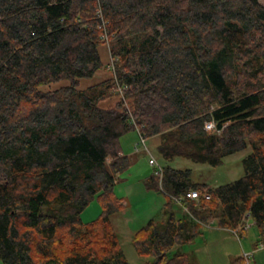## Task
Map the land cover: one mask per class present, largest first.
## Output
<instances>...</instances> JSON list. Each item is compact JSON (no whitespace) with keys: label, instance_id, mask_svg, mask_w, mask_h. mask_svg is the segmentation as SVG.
Here are the masks:
<instances>
[{"label":"trees","instance_id":"1","mask_svg":"<svg viewBox=\"0 0 264 264\" xmlns=\"http://www.w3.org/2000/svg\"><path fill=\"white\" fill-rule=\"evenodd\" d=\"M114 75L84 88L104 67ZM65 80L54 89L43 86ZM121 89V90H119ZM111 105L104 100L114 97ZM157 136V150L217 166L249 145L244 173L210 186L164 165L161 220L131 242L145 264H197L174 245L200 223L236 228L247 214L264 232V4L259 0H0V259L3 264H129L112 224L124 203L120 138ZM205 121H213L208 132ZM109 159V160H108ZM188 190L210 198L185 196ZM96 199L100 212L83 221Z\"/></svg>","mask_w":264,"mask_h":264},{"label":"rangeland","instance_id":"2","mask_svg":"<svg viewBox=\"0 0 264 264\" xmlns=\"http://www.w3.org/2000/svg\"><path fill=\"white\" fill-rule=\"evenodd\" d=\"M259 2L264 4V0H259ZM99 51L104 67L97 70L91 78L80 79L79 87L84 88L114 75L108 43L106 42L102 44ZM65 83L66 81L63 80L58 83L43 86V89H54ZM115 98L116 96L108 98L104 100L103 104L107 106L111 105L115 101ZM139 131V129L137 130L134 128V130L126 132L120 138L123 153L130 158V165L127 169L117 174L118 180L114 185V193L115 196L120 197L124 203V212H121V209L112 216L111 221L112 224L115 223L117 226L120 225V232L122 235L124 232L128 233L129 229L140 228L144 223L143 221L149 217L158 220L161 217L159 209L163 200L162 198L165 196L166 199L168 194L164 191H157L159 193H154L156 190L145 193L146 191L144 190L145 187L143 180L145 177L153 172V174L159 179V176L154 173L155 168L148 162L151 156H153L163 167L164 165H170L175 168L189 169L191 172V178L194 181L205 182L210 186H218L233 181L243 175L244 168L242 159L251 151V147L247 145L244 148L224 156L222 163L217 166H212L208 163L195 162L183 157H174L170 160H166L160 156L157 150L159 137H144V145L140 141L138 134ZM135 146H137V150H135ZM160 186L161 182L159 180V187ZM168 197L170 198V196ZM180 203L187 208L183 203V200ZM173 204H177L178 206L181 205L174 201ZM184 207L182 208L185 212L186 210ZM100 209L98 201L93 199L81 212L82 220L89 221L93 219L98 215ZM0 264H3L2 259H0Z\"/></svg>","mask_w":264,"mask_h":264},{"label":"crops","instance_id":"3","mask_svg":"<svg viewBox=\"0 0 264 264\" xmlns=\"http://www.w3.org/2000/svg\"><path fill=\"white\" fill-rule=\"evenodd\" d=\"M144 190L145 193L154 191L146 187ZM154 193L159 192L154 191ZM162 199L159 209L160 219L164 217L166 202L165 196ZM180 207L181 205L173 204L172 210L178 217L187 216L188 212H184ZM122 211L124 212V207ZM151 218L154 219L149 217L143 221L142 225ZM113 225L129 264H145L151 259L149 256L139 255L131 242L134 232L139 227L129 229L128 233H123V236L120 232V225L117 226L115 223ZM261 242H264V232L261 233L254 220L247 214L244 223L233 229L219 226L216 220L200 223L199 232L193 240L180 245L176 244L173 250L179 249L187 253L189 258L197 264H264V247H260Z\"/></svg>","mask_w":264,"mask_h":264},{"label":"built area","instance_id":"4","mask_svg":"<svg viewBox=\"0 0 264 264\" xmlns=\"http://www.w3.org/2000/svg\"><path fill=\"white\" fill-rule=\"evenodd\" d=\"M119 90H121V89H119ZM128 111L130 113L131 122L135 125V128L138 130L139 128L136 125L135 120H134V118H133L130 110H128ZM204 128L208 132H213L215 130V124H214L213 121H205ZM138 134H139V137H140V141L144 144V141H145V138L144 137L145 136H143L140 131L138 132ZM135 150H137V146H135ZM148 162L151 165H153V167L155 168L154 173L159 176V180L161 182V179H162V176H163V171H164L163 166L161 164H159L158 161L153 156H151L149 158ZM185 196L188 197V198H190V199H194V200H198L199 197H201V196L204 197V198H210V194L208 192H204L203 194H200L197 190H188L185 193ZM170 198L175 203L177 202L178 204H181L182 207H184V205L182 203H180V202H182V200L184 198L182 195L181 196H171L170 195ZM184 209L187 211V208L184 207ZM260 247H264V242H261L260 243Z\"/></svg>","mask_w":264,"mask_h":264}]
</instances>
